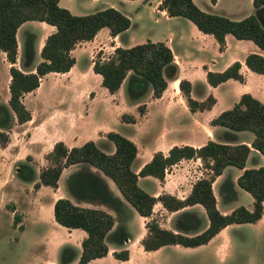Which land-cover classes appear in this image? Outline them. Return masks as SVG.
Here are the masks:
<instances>
[{"label": "trees", "instance_id": "1", "mask_svg": "<svg viewBox=\"0 0 264 264\" xmlns=\"http://www.w3.org/2000/svg\"><path fill=\"white\" fill-rule=\"evenodd\" d=\"M159 5L167 15L185 17L201 32L211 34L219 49L225 44L224 35L230 33L237 39H250L264 50V0H251L252 11L239 19L202 10L193 0H161ZM25 20L45 21L54 26L43 41L39 50L40 60L33 71L22 70L14 64L15 30ZM129 25V17L112 6L74 14L60 6L58 0H0V51L9 63L8 98L5 103L0 102V146L8 141V131L13 123H22L30 118V111L22 101L23 95L34 90L47 72L67 71L74 62L70 50L77 42L91 39L101 27H107L109 34L114 36ZM33 53L27 37L23 45L25 62L31 61ZM244 64L251 71L264 73V55L260 53H247ZM239 67L240 62L235 60L219 71L207 69L205 80L210 86L228 78L242 81ZM91 68L100 75V84L110 93L115 92L124 80V93L130 102L138 101L148 92L153 97L159 96L166 86V78L174 77L176 73L171 49L161 40L148 39L127 47L115 46L106 57L96 52ZM178 88L190 111L208 109L215 101L211 94L201 100L192 98L191 84L185 78L178 79ZM196 88L199 90L201 86L197 84ZM136 109L141 115L144 105L138 104ZM120 119L124 122L136 120L129 113H122ZM209 124L220 127L221 133H215V139H208L199 146L174 144L165 153L156 150L137 172L130 168L136 154L135 143L110 130L105 133L113 144L110 152L92 139L71 147L57 140L44 154L46 164L38 172L28 162L30 156L27 155L24 161L16 164L15 174L19 179L31 181L35 189L40 185L55 188L62 168L75 164L77 168L65 179L69 194L77 200L103 204L115 210L117 217L124 201L127 202L140 216L147 218L143 223L145 233L139 240L143 250H154L165 244L197 246L206 243L227 224L255 222L263 211L264 165H244L251 148L261 154L264 162V103L243 92L229 108L212 117ZM242 130L253 135L249 145L240 141L236 134ZM189 158H199L206 175L194 180L184 198L168 193L154 196L137 184V175H151L162 180L170 165ZM227 165L241 169L235 182L251 195L250 209L237 205L226 213L218 210L211 183ZM106 178L113 182L122 199L112 193ZM221 187L228 191V195H221L224 201L235 198L230 179L222 181ZM157 201L168 211L199 204L205 212L207 224L199 230L201 219L196 213L182 211L173 222L175 231L164 228L152 216V207ZM52 215L56 223L66 228H81L85 232L79 251L70 244L59 248L58 264H86L90 259L107 253V242L121 245L129 237L122 223L117 222L113 227L116 218L108 211L75 204L67 197H57L53 201ZM17 220L15 215L13 221ZM111 253L116 259L128 257L126 248L112 250Z\"/></svg>", "mask_w": 264, "mask_h": 264}, {"label": "crops", "instance_id": "2", "mask_svg": "<svg viewBox=\"0 0 264 264\" xmlns=\"http://www.w3.org/2000/svg\"><path fill=\"white\" fill-rule=\"evenodd\" d=\"M90 1L94 3L100 2V0ZM115 1L118 6L115 5ZM125 1L126 0H102L99 6L84 13L112 6L127 16V12L121 9ZM160 1L161 0L154 1L153 9L166 23L158 27L161 28L159 30L160 37L150 40H161L171 49L173 63L176 68L175 76L166 78V86L161 94L157 97H153L149 92L138 101L130 102L127 100L124 90L121 88L122 83L119 88L112 93L108 92L107 89L100 84V75L94 73L91 68L95 52L102 50L100 56L106 57L112 52L115 46H130V43L124 45V42L133 38L129 33L131 20L130 25L125 30L114 36L109 34L107 27H101L91 39L77 42L70 50L74 62L67 71L47 72L43 75V79H46L49 75L51 78L47 84H43V93L37 98H34L33 101H31L32 105L28 106L30 118L22 123H17L21 125V128H25L23 131H26L25 134H27V137L25 140L26 150L22 155L16 156L15 163L24 161L27 155L30 156L28 162L31 164L34 159L40 160L44 158V154L51 149L53 143L57 140H61L67 147H71L80 145L85 140L92 139L96 144L103 146L104 150L110 152L113 149V144L106 138L105 133L114 130L128 137L135 143L136 154L130 163V168L134 172H137L140 166L148 161L152 153L156 150L165 153L167 149L174 144L199 146L208 139H215V131L220 129V127L210 125V119L221 110L229 108L237 101L241 93L248 92L264 103V73L251 71L244 64V57L247 53L256 52L264 55V50H261L252 40L237 39L230 33L224 35L225 44L222 49H219L216 40L211 34L201 32L185 17L167 15L165 9L161 8L159 5ZM145 2H150V0H142L141 4ZM193 2L202 10L219 13L232 19H239L252 11L251 0H215L214 3H211L210 0H193ZM58 4L74 13L72 11V8H74L73 0H58ZM20 30L24 35L19 33ZM53 30L54 26L45 21L25 20L20 23L15 30V66L22 70L33 71L34 65L40 60L39 50L43 41L46 35ZM27 37L31 42L34 53L31 61L25 62L23 59V45ZM107 46H109V48H106ZM104 50L106 54H104ZM1 53L2 59L5 61V70L7 71L4 80L7 86L9 81V63L5 59L4 53L2 51ZM235 60L240 62L239 70L243 76L242 81L228 78L215 86H210L206 82L205 71L207 69L219 71ZM185 68H198V77L196 79L190 78L188 74L185 73ZM179 78H185L190 82V96L192 98L201 100L206 95L211 94L215 98L211 107L204 110L190 111L180 94L178 88ZM91 80L93 84L90 83ZM172 81H176L175 87L171 86ZM197 84L201 86L199 90L196 88ZM40 86L41 80L34 90L38 89ZM56 90H58L56 93L57 95H54L55 93L52 92H56ZM32 91L27 92V94ZM25 95L26 93L23 95L22 99ZM138 104L144 105V112L141 115L138 114L136 109ZM122 113L132 114L135 116L136 120L134 122L121 121L120 115ZM13 125H11L8 131L9 139L2 148H6L10 143L12 132L15 129ZM117 127L123 129H117ZM151 128H154V132H149ZM16 132L21 133L18 131ZM145 133L147 135L149 134L148 137L150 141L146 142L142 139L141 143L138 144L137 138H141ZM240 133L242 132L238 131L236 133L239 140L249 145L253 135L246 134L244 137H241L240 135L242 134ZM15 151L16 147H13L12 153L15 154ZM250 151L257 152L252 148ZM251 160L252 162H256L257 157L251 155ZM261 160L262 162L259 165H264L263 158H261ZM244 167H247L246 164ZM76 168L77 165L75 164H70L62 168L59 176L63 177V184L61 185L57 182V187L54 189L55 195L50 205L53 204L52 202L55 198L65 196L75 204L104 209L116 218L113 227L117 222L122 223L129 233L128 227L134 212L133 208L127 202L124 201V206L119 210L117 217L115 210L103 204L77 200L69 194L65 186V179L67 175ZM225 169H227L226 166L223 168L222 172H224ZM35 171L38 172V169ZM222 172L215 177L213 182L216 179L222 178ZM228 172H230V170L226 173ZM240 172V168H238L236 172H230L233 173L230 179L235 191L234 199L239 195L235 178ZM205 175L206 171L202 167L199 158L181 159L165 170L162 180L151 175H137V184L151 195L156 196L159 193H168L182 199L189 192L194 180ZM106 182L112 193L121 198L113 182L109 178H106ZM37 189H39V187ZM212 191L217 206V196L214 193L213 187ZM26 201L27 202H23L27 206L25 215L29 210L34 208L36 204L35 200L29 197L26 198ZM229 202L230 201H223L221 203L228 205ZM262 203L263 211L260 218L256 221H264V200ZM248 206L249 205H246L245 207L249 208ZM231 208L232 207H225L224 209L218 210L222 213H226ZM15 209H17V207H15L14 210ZM182 211H194L196 213L201 219V227L199 230L206 226L207 219L205 212L199 204L186 205L177 210L168 211L157 201L152 207V215L156 217L159 225L174 231L175 227L173 222ZM140 217L142 227L144 228L143 223L147 218L143 216ZM18 224H20V222L16 223L15 226ZM228 226L229 224L221 228L206 243L197 246L207 244ZM20 229L23 230V225H21ZM143 231L145 232V228ZM71 232L76 240L75 243L80 244L81 239L85 236V232L82 229L70 228L68 233ZM142 234L143 232L138 234L134 239L140 246L139 240L143 236ZM222 240L227 241L228 235L224 233L214 243L218 246L221 244ZM127 242H130L129 237L123 244H127ZM123 244H113L115 247H109L110 245L107 243V253L111 250H117V247L120 249ZM59 245L60 244H57L58 248ZM165 245L160 246V248L165 247ZM137 249H139L138 246ZM77 250L79 251L80 248ZM128 250L129 257L131 251L130 249ZM101 262L102 260L96 257L87 261L86 264H100ZM49 264L57 263L53 259Z\"/></svg>", "mask_w": 264, "mask_h": 264}, {"label": "rangeland", "instance_id": "3", "mask_svg": "<svg viewBox=\"0 0 264 264\" xmlns=\"http://www.w3.org/2000/svg\"><path fill=\"white\" fill-rule=\"evenodd\" d=\"M101 1L94 3L90 0H73L74 8H72V11L74 14L90 11L94 7L99 6ZM154 1L150 0V2L143 4H141L142 0L125 1L121 9L127 12V16L131 20L129 33L133 38L128 41L126 40L124 45L128 43L131 45L132 43L135 44L147 39H158L160 37L159 30L161 28L158 27L166 22L159 14L155 13L153 9ZM115 5L118 6L116 1ZM19 33L24 35L21 30ZM106 48H109V46ZM97 52L101 53L102 50H98ZM104 54H106L105 50ZM6 73L5 61L2 59L0 51V102L4 103L8 98L7 86L4 81ZM185 73L190 78L196 79L199 69L185 68ZM50 78V75L46 79H43L42 76L41 86L28 94L26 93L22 101L27 108L29 105H32L31 101L34 98L43 93V84H47ZM90 83L93 84L92 80ZM124 85L125 82L123 80L122 90H124ZM171 86L175 87L176 81H172ZM57 92L58 90L52 93L57 95ZM13 124L15 129L12 132L10 143L6 148L0 146V264H49L53 259L57 263L58 249L62 245L70 244L78 249L80 248V244L75 243L76 240L72 232L68 233L70 228L56 223L53 219L52 204L50 205V202L55 195L54 189L56 187L52 188L48 185H40L39 189L36 188L37 190H35L32 187L31 181L16 177L15 167L18 162L15 163V158L25 152L27 134H25L26 131H23L24 127L21 128V125L17 123ZM117 129L123 128L117 127ZM16 131L21 133H17ZM149 132H154V128H151ZM241 132V137H244L246 134L252 135L248 130H242ZM215 133L219 135L221 133L220 129H217ZM148 135L145 133L142 136L143 138H137V143H141L142 139L146 142L150 141ZM13 147H16L15 154L12 153ZM251 155L257 157L256 162H252ZM261 158L262 156L258 152L250 151L245 164L247 167H255L262 162ZM43 164H45L44 158L32 161L34 170H39ZM226 167L227 169L222 172V178L216 179L212 185L214 193L217 196V208L220 210L225 207L233 208L236 205H249L248 209H250L252 197L240 187H237L239 195L236 199L231 200L228 205L221 203L224 201L221 195H228V191L221 187L222 181L230 179L233 176V173L230 172L238 170L237 167L232 165H227ZM229 170L230 172L226 173ZM57 182L62 185L63 177L59 176ZM27 197L34 199L36 204L25 215L27 206L23 202H27ZM15 207L17 209L14 210ZM133 212L128 227L130 242L123 244L121 247L127 250L130 249V256L123 260L116 259L113 257L111 250L106 255L98 257L102 260L100 264H264V221L262 220L229 224L226 229L218 233L214 239L203 246L165 245L162 248L159 247L154 250L145 251L134 241L138 234L142 232L144 234L145 232L143 231L144 228L142 227L140 215L134 209ZM15 215L18 216L16 222L13 221ZM18 222L20 224L15 226ZM21 225H23V230H21L22 228L20 229ZM78 230L81 229L78 228ZM224 233L228 235V240H222L221 244L217 246L214 242ZM107 243L110 245L109 247H115L112 243ZM57 244H60L59 248ZM137 246L139 249H137Z\"/></svg>", "mask_w": 264, "mask_h": 264}]
</instances>
